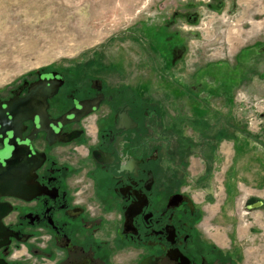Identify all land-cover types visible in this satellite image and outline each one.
Returning <instances> with one entry per match:
<instances>
[{"label":"flooded vegetation","instance_id":"flooded-vegetation-1","mask_svg":"<svg viewBox=\"0 0 264 264\" xmlns=\"http://www.w3.org/2000/svg\"><path fill=\"white\" fill-rule=\"evenodd\" d=\"M145 93L50 70L0 95V264H240L203 235Z\"/></svg>","mask_w":264,"mask_h":264},{"label":"rangeland","instance_id":"rangeland-1","mask_svg":"<svg viewBox=\"0 0 264 264\" xmlns=\"http://www.w3.org/2000/svg\"><path fill=\"white\" fill-rule=\"evenodd\" d=\"M191 18L196 21L192 23ZM174 32L183 37L185 47L172 40ZM261 45L264 0H0V95L50 70L143 87L144 101L152 112L148 124L157 130L168 128L171 144L176 146L183 144L180 137L188 138L182 152L188 162L184 190L204 209L212 200L209 196L218 202L224 199L225 180L249 179L250 167L257 162L255 149L262 144L256 137L248 139L250 154L232 162L236 142L216 139L222 126L214 116L209 128L197 124L201 131L188 126L182 133L172 130L170 117L187 113L191 101L205 107L206 100L214 104L211 115L227 114L225 99L217 96V86L207 83L203 73L219 63L234 68L243 50ZM164 50L170 53L167 61ZM257 69V75L264 76V55ZM254 74L231 99L235 100L233 115L242 122L245 135L252 137L264 131V124L260 125L264 78ZM156 108L161 111L160 123L152 111ZM213 136V142L208 140ZM202 215L201 231L205 210Z\"/></svg>","mask_w":264,"mask_h":264},{"label":"crops","instance_id":"crops-1","mask_svg":"<svg viewBox=\"0 0 264 264\" xmlns=\"http://www.w3.org/2000/svg\"><path fill=\"white\" fill-rule=\"evenodd\" d=\"M262 50L264 51V45L243 50L238 56L239 64L236 67L233 68L229 64L219 63L217 69L211 67L203 73V75H206L204 80L217 86L215 92L219 98L225 99V102H230L234 93L239 88H243L246 82L252 80V73H256L254 75L258 74L257 67L259 66L260 56L264 55V53H260ZM259 76L263 78L261 74ZM210 97L214 98L213 95H210ZM206 102L205 107L196 102H188L186 109L192 116L207 118L210 106L212 107L214 104L209 100H206ZM208 106L209 109H207ZM261 124L263 126L264 116L260 118ZM255 137L257 139L260 137L258 140L261 143L259 144H262V147L255 149L256 153L253 160L257 162L255 167H250L249 170L252 172L250 174L255 177L251 178L249 174V179L246 177L244 179L236 178L235 176L232 178V182L227 180L226 183L225 180V196L222 201H214L209 196L208 198L212 200L208 201L204 209L203 206L197 203L202 210V214L204 210L207 214L205 225H203L206 230L202 226V233L205 238L228 255L235 257L240 264H264V136L261 137L259 132L254 137L238 133L232 140L236 142L232 147L234 152L232 162L250 154L247 140H254ZM227 140L229 139H224L225 142ZM230 167L226 174L230 171ZM245 193L247 195H244ZM236 216L238 219H236Z\"/></svg>","mask_w":264,"mask_h":264},{"label":"trees","instance_id":"trees-1","mask_svg":"<svg viewBox=\"0 0 264 264\" xmlns=\"http://www.w3.org/2000/svg\"><path fill=\"white\" fill-rule=\"evenodd\" d=\"M193 97H195V96L193 95ZM206 105H207V102H206ZM212 116H214L213 119L215 121L219 122V124L222 126L220 132L217 134L216 139L218 138L220 141L222 139H229V140L231 139L232 140L234 137L237 136L238 133L239 134L240 133L241 134H245L246 133L241 127L242 122L237 120L236 117L233 114H231L230 112H228L225 115H221V114L211 115V112H210L209 115L207 116V118L198 117V116H190V115H188V113H182L181 112L178 116L170 117L171 118L170 124H172L171 125L172 128H173L172 130H178L181 133H182V130H184V127H188V126L192 127L193 130L199 132V131H201V129H200V127L198 125H200L202 127H205V128H209V126L211 124V121H212ZM223 124H224V126H223ZM229 127L235 128L234 131L233 132H229L227 130V128H229ZM158 129L162 133V136H163L162 138L165 139V141H166V142L163 141L164 142V145H163L164 151L168 152L169 155L172 156V158H174L173 159L174 162L175 161H180L178 159L179 156L180 157L183 156V158H184V154H182V152L183 153L186 152L184 147H188L187 146V142H186V140H188V138L185 137V136L184 137H180L181 142L183 144H181V146L180 145L176 146L174 144H171V139L173 138V135L171 136L169 134L170 131H168L169 130L168 128H164V127L163 128H159L158 127ZM207 136H209V135L205 131V136L204 137H206V139H207ZM214 136H213V138L208 137V140L213 142ZM167 139H169L170 141L167 140ZM183 139H185V140H183ZM205 143H207V141H205L203 144H205ZM175 163H179V162H175ZM175 165L177 166L178 164H175Z\"/></svg>","mask_w":264,"mask_h":264},{"label":"water","instance_id":"water-1","mask_svg":"<svg viewBox=\"0 0 264 264\" xmlns=\"http://www.w3.org/2000/svg\"><path fill=\"white\" fill-rule=\"evenodd\" d=\"M8 109H9V106H8ZM3 119H5V116H4V114L0 113V128H1L0 131H2L4 129V125H5V123L3 122ZM95 157L98 158V155L95 154ZM6 164H7L6 167L2 168L3 177H4V174H7V173L11 172V168H13V165H15L16 162L14 163V162L11 161V159H9V160L6 161Z\"/></svg>","mask_w":264,"mask_h":264}]
</instances>
